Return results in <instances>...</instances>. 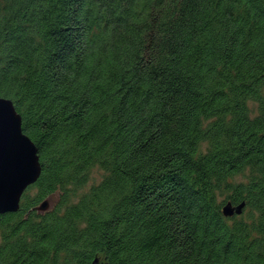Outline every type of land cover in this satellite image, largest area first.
Returning <instances> with one entry per match:
<instances>
[{
	"label": "trees",
	"instance_id": "trees-1",
	"mask_svg": "<svg viewBox=\"0 0 264 264\" xmlns=\"http://www.w3.org/2000/svg\"><path fill=\"white\" fill-rule=\"evenodd\" d=\"M0 97L42 163L0 264H264V0H0Z\"/></svg>",
	"mask_w": 264,
	"mask_h": 264
},
{
	"label": "water",
	"instance_id": "water-1",
	"mask_svg": "<svg viewBox=\"0 0 264 264\" xmlns=\"http://www.w3.org/2000/svg\"><path fill=\"white\" fill-rule=\"evenodd\" d=\"M4 114L12 117L10 126L3 121ZM42 172L39 149L24 132L23 119L15 103L7 97H0V213L19 210L27 188L34 184ZM49 199L39 205V210L48 209ZM244 202L239 205L228 203L225 215L241 213ZM92 264H109L96 257Z\"/></svg>",
	"mask_w": 264,
	"mask_h": 264
},
{
	"label": "rangeland",
	"instance_id": "rangeland-1",
	"mask_svg": "<svg viewBox=\"0 0 264 264\" xmlns=\"http://www.w3.org/2000/svg\"><path fill=\"white\" fill-rule=\"evenodd\" d=\"M105 174V171L100 168L99 166H95L90 173V180L89 182L84 186L83 189L80 190V192H84L88 190L93 184H96L100 182ZM241 178V177H238ZM35 191H31V193H34ZM58 196H55L54 199H57ZM53 199H51V204L53 203Z\"/></svg>",
	"mask_w": 264,
	"mask_h": 264
},
{
	"label": "snow or ice",
	"instance_id": "snow-or-ice-1",
	"mask_svg": "<svg viewBox=\"0 0 264 264\" xmlns=\"http://www.w3.org/2000/svg\"><path fill=\"white\" fill-rule=\"evenodd\" d=\"M12 117L8 116L7 114H4L3 121L6 126H10L12 123Z\"/></svg>",
	"mask_w": 264,
	"mask_h": 264
}]
</instances>
